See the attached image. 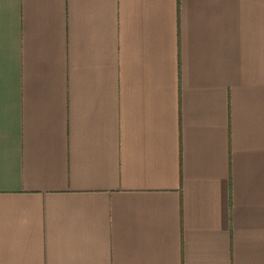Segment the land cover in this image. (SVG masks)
I'll return each instance as SVG.
<instances>
[{
    "label": "crops",
    "instance_id": "1",
    "mask_svg": "<svg viewBox=\"0 0 264 264\" xmlns=\"http://www.w3.org/2000/svg\"><path fill=\"white\" fill-rule=\"evenodd\" d=\"M0 264H264V0H0Z\"/></svg>",
    "mask_w": 264,
    "mask_h": 264
}]
</instances>
